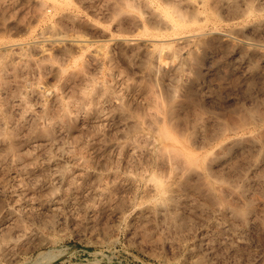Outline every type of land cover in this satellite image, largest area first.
Here are the masks:
<instances>
[{
    "label": "rangeland",
    "instance_id": "374dc122",
    "mask_svg": "<svg viewBox=\"0 0 264 264\" xmlns=\"http://www.w3.org/2000/svg\"><path fill=\"white\" fill-rule=\"evenodd\" d=\"M0 55L1 264H264V0H0Z\"/></svg>",
    "mask_w": 264,
    "mask_h": 264
},
{
    "label": "bare ground",
    "instance_id": "6f19581e",
    "mask_svg": "<svg viewBox=\"0 0 264 264\" xmlns=\"http://www.w3.org/2000/svg\"><path fill=\"white\" fill-rule=\"evenodd\" d=\"M56 0H54V2H55ZM67 1V0H66ZM205 1V0H204ZM64 2V1H63ZM203 4H205L204 2H203ZM57 5V4H56ZM58 5H59V3H58ZM129 5V4H128ZM127 5V7H131V5H129L128 6ZM203 7V6H202ZM176 9V8H175ZM174 11H176V10H174V9H172L171 8V10H165L164 9V11H162L164 14V17H166L167 19L169 18V20L171 21L172 20V22L174 21L175 23V25H176V27H178V21L176 20V19H174V17H173V12ZM204 11V10H203ZM175 13V12H174ZM42 14V13H41ZM45 14V13H44ZM138 21V20H137ZM177 21V22H176ZM178 24V25H177ZM180 26V25H179ZM175 27V26H174ZM4 53V52H3ZM126 54V53H125ZM31 55V54H30ZM1 56V55H0ZM3 56V55H2ZM29 55H27V57H28ZM46 56V55H45ZM52 56H53V54H52ZM43 57V56H42ZM47 57V56H46ZM51 57V56H50ZM54 57V56H53ZM52 57V58H53ZM48 58V57H47ZM2 59H3V57H2ZM1 59V60H2ZM42 59H45L44 57L42 58ZM5 60V59H4ZM25 60V59H24ZM39 61H40V59H38ZM16 61V60H15ZM29 61V60H28ZM37 61V60H36ZM2 62V61H1ZM20 62V61H19ZM24 62V61H23ZM6 63V62H5ZM10 63V62H9ZM15 63H17V62H15ZM27 63V62H26ZM37 63V62H36ZM35 63V64H36ZM31 64H33V63H31ZM3 65H4V63H3ZM5 65H7V63L5 64ZM9 65V64H8ZM19 65V64H18ZM26 65V64H25ZM24 65V66H25ZM20 66H22V65H20ZM15 67V66H14ZM34 67V66H33ZM37 67V66H36ZM9 68H10V66H9ZM16 68H20V67H16ZM31 68V67H30ZM37 69V68H36ZM35 69V70H36ZM2 70H4V69H2ZM8 70V69H7ZM18 70V69H17ZM27 70V69H26ZM0 71H1V68H0ZM6 71V70H5ZM13 71L15 72V69H13ZM32 71V70H31ZM39 71V70H38ZM40 71H42V70H40ZM7 72H10V70L9 71H7ZM6 72V73H7ZM18 72V71H17ZM25 72V71H24ZM26 73V72H25ZM24 73V74H25ZM9 74V73H8ZM23 74V73H22ZM7 75V74H6ZM6 75H4V77H6ZM11 75V74H10ZM18 74H16L15 76H17ZM75 75V74H74ZM21 76H23V75H20V77ZM80 76V75H79ZM12 79V78H11ZM8 80H10V79H8ZM17 80H18V78H17ZM75 80V79H74ZM90 80H94L93 78L92 79H90ZM73 81V80H72ZM0 82H1V80H0ZM15 82V81H14ZM74 82V81H73ZM77 83H78V81H77ZM2 84H4L5 85V83H3L2 82ZM20 84V83H19ZM82 84V83H81ZM86 84V83H85ZM84 84V85H85ZM89 84V83H88ZM92 84V83H91ZM90 84V85H91ZM1 85V84H0ZM12 85V84H11ZM13 85H15V84H13ZM9 86V85H8ZM13 87V86H12ZM87 87V86H86ZM4 89V88H3ZM9 89H10V87H9ZM75 89V88H74ZM93 89V88H92ZM82 90V89H81ZM73 91H75V90H73ZM9 93V92H8ZM11 93H13V92H11ZM10 93V94H11ZM16 94H17V92H15ZM77 93V92H76ZM80 93V92H79ZM23 94V93H22ZM78 94V93H77ZM12 95V94H11ZM13 95H14V93H13ZM20 95V94H19ZM83 95V94H82ZM6 96V95H5ZM9 97V96H8ZM28 97V96H27ZM77 97V96H76ZM10 98V97H9ZM78 98H80V97H78ZM3 99V98H2ZM73 99H76V98H73ZM25 100V99H24ZM87 100V99H86ZM5 101V100H4ZM12 101V100H11ZM74 101V100H73ZM78 101V100H77ZM6 102V101H5ZM25 102V101H24ZM72 102V101H71ZM83 102H85V100L83 101ZM67 103V102H66ZM74 103V102H73ZM3 104V103H2ZM6 104V103H5ZM27 105L29 104V103H26ZM75 104V103H74ZM85 104V103H84ZM84 104H83V106H84ZM174 104V103H173ZM173 104H169L167 107H165L164 108V114H165V116L168 118V120H173L174 119V117H175V114H177V111H176V113H174L175 111H174V109L176 108V107H174V105ZM25 105V104H24ZM30 105V104H29ZM176 106V105H175ZM1 107V106H0ZM9 107V106H8ZM71 107H73V104H72V106ZM80 108V107H79ZM27 109V108H26ZM76 109V108H75ZM74 109V110H75ZM22 110V109H21ZM70 110V109H69ZM71 110H72V108H71ZM49 111V110H48ZM77 111V110H76ZM79 111V110H78ZM5 112V111H4ZM21 112V111H20ZM46 112H47V110H46ZM53 112H55V111H53ZM73 112V111H72ZM6 113V112H5ZM40 113V112H39ZM45 113V112H44ZM48 113V112H47ZM46 113V114H47ZM49 114V113H48ZM54 114H56V113H54ZM57 114H58V111H57ZM65 113H63V115H64ZM66 115V114H65ZM35 116H37V115H35ZM46 116V115H45ZM51 116H52V114H51ZM67 116V115H66ZM12 117V116H11ZM54 117V116H53ZM60 117V116H59ZM49 118H51V117H49ZM48 118V119H49ZM61 118H63V116H61L59 119H61ZM6 119H8V118H6ZM32 119H34V118H32ZM45 119V118H44ZM43 119V120H44ZM46 119H47V117H46ZM45 119V120H46ZM47 119V120H48ZM41 120V119H40ZM58 120V119H57ZM48 121H50V120H48ZM63 121L65 122V119L63 118ZM2 122V121H1ZM12 122V121H11ZM54 122H56V121H54ZM26 123V122H25ZM39 123H41V122H39ZM43 123V122H42ZM45 123V122H44ZM31 124V123H30ZM47 124V123H46ZM46 124H45V126H46ZM55 124V123H54ZM57 124H59V123H57ZM198 124V123H197ZM202 125V123H200L199 122V125ZM1 125V124H0ZM9 125V124H8ZM17 125V124H16ZM27 125H28V123H27ZM41 125V124H40ZM65 125H68V124H65ZM199 125H197V126H199ZM3 126V125H2ZM50 126H52V125H50ZM69 126V125H68ZM13 127V126H12ZM67 127V126H66ZM1 128V127H0ZM3 128V127H2ZM15 128V127H14ZM28 128V127H27ZM40 128V127H39ZM39 128H37V129H39ZM42 128V127H41ZM58 128V127H57ZM166 127L165 126H163V127H160V131H159V133H160V135L161 136H163L164 138H166V139H168L169 141H175V137L173 136V134L172 133H170L167 129H165ZM37 129H36V132H37ZM56 129V128H55ZM59 129H60V127H59ZM34 130V129H33ZM6 131V130H5ZM4 131V132H5ZM8 131V130H7ZM23 131V130H22ZM29 131V130H28ZM56 131V130H55ZM11 132V131H10ZM10 132H8L9 134H10ZM12 132L14 133V131L12 130ZM2 133V132H1ZM7 133V132H6ZM5 133V134H6ZM13 133H11L12 135H13ZM40 134V133H39ZM47 134H48V132H47ZM11 135V137H16V135H14V136H12ZM19 135H21L20 133H19ZM49 135V134H48ZM3 137V136H2ZM21 137V136H20ZM19 137V138H20ZM50 137H51V135H50ZM53 137V136H52ZM46 138V137H45ZM10 139V138H9ZM47 139V138H46ZM52 139V138H51ZM6 140V139H5ZM48 140H49V137H48ZM53 140V139H52ZM14 141H16V140H14ZM23 141V140H22ZM49 142V141H48ZM6 143V142H5ZM5 143H3V145L5 144ZM8 143V142H7ZM16 143V142H15ZM21 143V142H20ZM1 145V144H0ZM6 145H8V144H5L4 146H6ZM16 146H17V143H16ZM22 146V145H21ZM169 147H170V151H169V153L171 154V155H173L175 158L176 157H178V158H183V160H185V161H187L188 163H190L191 161H193V158L191 157V155L188 153V152H186V151H184L182 148H179V146H176L175 144H171V145H169ZM7 148H9L10 150H11V153H12V151H13V149L14 148H16V147H14V142H11V143H9V145H8V147ZM18 148V147H17ZM43 148V147H42ZM21 149V148H20ZM38 149H41V148H38ZM15 150H17V149H15ZM29 150V149H28ZM43 150V149H42ZM39 151H41V150H39ZM39 151H38V153H39ZM27 152V151H26ZM37 152V151H36ZM8 153H9V151H8ZM10 154V153H9ZM13 154V153H12ZM169 154V155H170ZM17 155V154H16ZM162 155H163V153H162ZM170 155V156H171ZM7 156H9V155H7ZM26 156V155H25ZM39 157H40V155H39ZM173 157V158H174ZM46 158V157H45ZM178 158H176L177 160H178ZM176 160V161H177ZM6 162V161H5ZM180 162V161H179ZM182 162V161H181ZM4 163V162H3ZM3 163H1V164H3ZM14 163V162H13ZM24 163H26V162H24ZM31 164V163H30ZM37 164V163H36ZM40 164V163H39ZM38 164V165H39ZM15 166V165H14ZM13 167V166H12ZM16 167V166H15ZM42 168V167H41ZM20 173V172H19ZM175 175V174H174ZM176 178H179L178 176L176 177ZM181 178V177H180ZM180 178H179V180H180ZM208 178V177H207ZM153 179H156L155 177H153ZM178 180V181H179ZM184 181L185 180H183V184H184ZM208 181H209V178H208ZM212 181V180H211ZM211 183V182H210ZM213 183V182H212ZM206 185H208L207 184V181H206ZM212 185V184H211ZM157 186L159 187V189L160 190H164V188L165 187H163V184H162V182H159V181H157ZM207 188H209V189H211V187L209 186V187H207ZM213 188H214V186H213ZM212 192H213V189L211 190ZM163 192V191H162ZM216 192H217V190H216ZM160 193V192H159ZM165 193V192H164ZM162 195H164V194H162ZM217 196H219V194L217 195ZM171 198V197H170ZM169 197L168 198H166V199H170ZM172 200V199H171ZM247 209H249V208H247ZM246 210V209H245ZM23 212V211H22ZM13 215V214H12ZM15 215V214H14ZM26 215V214H25ZM18 219V218H17ZM176 221V220H175ZM17 223H19V222H17ZM25 223V222H24ZM20 224L22 225V223L20 222ZM24 225V224H23ZM29 225V224H28ZM10 227V226H9ZM27 227V226H26ZM6 228H8V227H6ZM14 230V229H13ZM20 230V229H19ZM21 231V230H20ZM27 231V230H26ZM29 231V230H28ZM3 234V233H2ZM1 235V234H0ZM2 236V235H1ZM0 236V237H1ZM9 236V235H8ZM20 236V235H19ZM18 236V237H19ZM5 238V237H4ZM17 238V237H16ZM11 239V238H10ZM2 238H0V241L2 242ZM33 239H31V241H32ZM16 241H18V240H16ZM25 241V240H24ZM15 242V241H14ZM13 242V243H14ZM3 243V242H2ZM19 243V242H18ZM15 245L17 246V244H16V242H15ZM31 245V244H30ZM40 245H42V244H40ZM9 246H10V244H9ZM19 246V245H18ZM33 246V245H32ZM8 247V246H7ZM17 248V247H16ZM19 248H20V246H19ZM32 248V247H31ZM18 249V248H17ZM25 250V249H24ZM4 251H6V249L4 250ZM20 251V250H19ZM30 251V250H29ZM3 252V251H2ZM1 252V253H2ZM9 252H11V253H9ZM0 253V254H1ZM6 253H9L10 255H11V257H12V255H15V253H16V250L14 251L13 250V248H10V249H7V251H6ZM6 253H4V254H6ZM27 253V252H26ZM21 255V254H20ZM3 256V255H2ZM5 256V255H4ZM23 256V255H22ZM44 256V255H43ZM7 257V256H6ZM45 257H47V256H45ZM8 258V257H7ZM14 258H16V257H14ZM12 259V261H13V257L11 258ZM10 259V260H11ZM7 260V259H6ZM5 260V261H6ZM39 260V259H38ZM41 260V259H40ZM48 260V259H47ZM35 261H36V259H35ZM34 261V262H35ZM45 261V260H44ZM34 262H32V263H34ZM37 262V261H36ZM35 262V263H36ZM42 262V261H41ZM41 262H39V263H41ZM43 263H45V262H43ZM1 264V263H0Z\"/></svg>",
    "mask_w": 264,
    "mask_h": 264
}]
</instances>
